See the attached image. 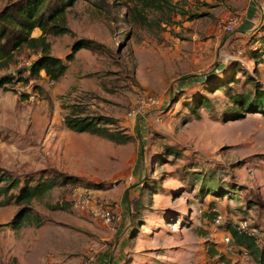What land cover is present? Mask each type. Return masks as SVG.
<instances>
[{"label":"rangeland","instance_id":"1","mask_svg":"<svg viewBox=\"0 0 264 264\" xmlns=\"http://www.w3.org/2000/svg\"><path fill=\"white\" fill-rule=\"evenodd\" d=\"M170 1L197 18L149 29L126 17L127 0H79L67 15L73 34L50 36L51 54L65 59L79 39L110 53L83 49L58 82L18 83L17 94L0 88V174L57 177L31 206L39 226L0 228V264H84L90 256L91 264H255L225 237L227 226L247 222L264 243V115L227 120L226 93L192 81L225 67L220 75L235 77V92L264 87V0ZM18 59L25 68L34 56L24 49ZM199 93L213 108L196 116L186 103ZM149 97L159 105H147ZM73 104L116 119L132 140L70 131L64 117ZM80 194L91 209L75 206ZM19 208L0 206V223ZM108 208L111 224L102 217Z\"/></svg>","mask_w":264,"mask_h":264},{"label":"trees","instance_id":"2","mask_svg":"<svg viewBox=\"0 0 264 264\" xmlns=\"http://www.w3.org/2000/svg\"><path fill=\"white\" fill-rule=\"evenodd\" d=\"M78 1L9 0L0 9V88L17 94L14 86L18 83L28 85L32 81L41 80L43 76L52 82H58L66 75L76 54L83 49L97 54L110 53V49L103 44L79 39L74 43L71 52L65 59L51 54L50 36L73 34L68 24L67 15L68 10ZM127 2L126 17L133 24L149 29H152L154 25L159 27L163 23L166 25L178 24L174 19L177 16H188V20L197 18V15L190 14L189 10L184 8L177 10L170 0H127ZM149 13L159 15L157 23L150 20ZM36 31L39 32L37 36L34 35ZM262 40L264 41V37ZM24 49L34 56V60L28 67L18 68V57ZM260 56L259 51L252 53L253 59H258ZM224 68H216L201 78L193 77L192 84L200 83L210 93L218 90L226 93L233 104V108L226 111L225 118L227 120H239L246 113L264 115V87L257 85L254 92H235L231 86L235 82V77L220 75ZM241 71L244 70L241 69ZM33 88L40 94L44 92L43 88L37 84L33 85ZM19 97L21 101L29 99L27 93H20ZM186 107L196 116H199V109L202 107L213 108L211 100L200 93L188 101ZM86 111L87 109L81 105H71L68 114L64 117L65 126L70 131L104 137L117 144H125L132 140L131 135L125 134L124 130L118 127L116 119L99 115L90 116ZM56 183L57 177H46L43 173L26 175L23 180L9 172L1 173L0 206L14 204L20 208L12 220L0 223V228L19 231L26 223H31L34 219L37 220L36 225L39 226L41 220L34 216L31 206L34 201L43 199L55 187ZM218 188H213L211 191L214 194H220L221 189ZM57 206L59 207V205ZM227 229L235 251H238L241 256L246 251L251 257V263L264 264V243L260 244L256 235L240 233L236 226L229 225Z\"/></svg>","mask_w":264,"mask_h":264},{"label":"built area","instance_id":"3","mask_svg":"<svg viewBox=\"0 0 264 264\" xmlns=\"http://www.w3.org/2000/svg\"><path fill=\"white\" fill-rule=\"evenodd\" d=\"M237 25H238L237 20H233L229 24H227L224 28L228 32H233L235 30V28H236ZM159 103H160V99L158 97H149V99L147 100V105H149V106H157V105H159ZM143 109H144V105L140 106L139 109H138V111H141ZM135 114H136V112L135 111H132L130 115L133 116ZM75 206L77 208H80V209H91V207H92V200H91V198L89 197L88 194H80L77 197L76 201H75ZM102 217L104 218V220H105V222L107 224H111L113 222V220L115 219L114 214L111 211V208H108L105 211H103L102 212ZM223 219L224 218L222 217V215H218L216 217L215 222L218 225V227H221V226L224 225V220ZM237 230L240 233L245 232V233H248L251 236H254L257 233V231L255 229H249L247 222L240 223L239 224V227L237 228ZM225 242H226V244L232 246L230 234H227L226 235ZM242 258H243V260L246 263H251L252 262L249 253L246 252V251L242 254ZM93 259H94L93 256H90L88 258V260L86 262H84V264H91V262L93 261Z\"/></svg>","mask_w":264,"mask_h":264},{"label":"crops","instance_id":"4","mask_svg":"<svg viewBox=\"0 0 264 264\" xmlns=\"http://www.w3.org/2000/svg\"><path fill=\"white\" fill-rule=\"evenodd\" d=\"M35 34H36V35H35ZM34 35H35V36L39 35V32H38V31H36V32L34 33Z\"/></svg>","mask_w":264,"mask_h":264}]
</instances>
